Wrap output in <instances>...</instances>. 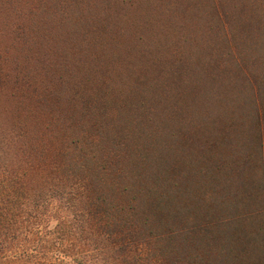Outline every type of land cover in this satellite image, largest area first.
I'll return each instance as SVG.
<instances>
[{"label": "rangeland", "instance_id": "obj_1", "mask_svg": "<svg viewBox=\"0 0 264 264\" xmlns=\"http://www.w3.org/2000/svg\"><path fill=\"white\" fill-rule=\"evenodd\" d=\"M28 135L153 226L209 222L183 262L264 264V0H0V141Z\"/></svg>", "mask_w": 264, "mask_h": 264}, {"label": "trees", "instance_id": "obj_2", "mask_svg": "<svg viewBox=\"0 0 264 264\" xmlns=\"http://www.w3.org/2000/svg\"><path fill=\"white\" fill-rule=\"evenodd\" d=\"M27 138L12 152L0 141V264H194L197 259L182 261L185 248L212 240L209 222L153 226L154 213L138 215L133 201L108 199L103 180L79 176L91 169L73 163L66 136L63 147ZM69 178L74 182L65 184ZM208 247L216 253L215 241ZM221 248L234 252L230 242Z\"/></svg>", "mask_w": 264, "mask_h": 264}]
</instances>
